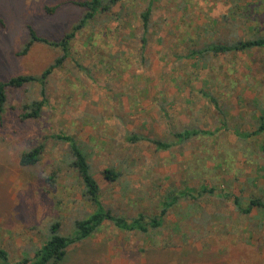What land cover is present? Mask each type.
Masks as SVG:
<instances>
[{
  "label": "rangeland",
  "instance_id": "obj_1",
  "mask_svg": "<svg viewBox=\"0 0 264 264\" xmlns=\"http://www.w3.org/2000/svg\"><path fill=\"white\" fill-rule=\"evenodd\" d=\"M80 1L86 0H0V81L39 75L53 63L62 51L43 42L21 52L32 31L61 40L85 13ZM258 1L115 0L77 34L68 58L49 76L39 118L22 114L26 103L42 98L40 84L7 89L0 244L12 263L33 255L56 221L67 235L95 210L72 166L71 142L60 138L69 136L87 153L102 201L116 214L152 216L167 193L195 190L157 229L123 231L106 222L59 264H264V211L239 212L235 200H264L259 140L236 134L253 131L264 113V48L186 56L230 34L233 24L224 17ZM150 5L145 34L141 14ZM254 16L261 20L241 21L234 33L248 38L257 26L264 35V7ZM186 129L214 134L180 141ZM131 135L142 139L133 142ZM151 139L173 145L158 150ZM39 144V162L22 165L20 155ZM110 167L121 173L115 182L105 179Z\"/></svg>",
  "mask_w": 264,
  "mask_h": 264
},
{
  "label": "trees",
  "instance_id": "obj_2",
  "mask_svg": "<svg viewBox=\"0 0 264 264\" xmlns=\"http://www.w3.org/2000/svg\"><path fill=\"white\" fill-rule=\"evenodd\" d=\"M115 0H86L76 2L77 5L85 8V13L81 19L67 32L61 40H50L48 38L37 35L35 31H32L31 37L24 46L21 54H26L35 42H43L55 48H60L62 53L58 56L53 63H51L41 74H20L11 77L9 80L0 81V121L3 118L7 103V89L20 88L28 84L38 83L41 85V99H33L26 103L23 108V119H37L41 116L43 108L47 102L45 84L49 76L58 68H60L65 60L68 58L72 42L76 38L77 34L93 20L100 12L107 10L110 4ZM260 7H264V0H259L254 6L246 4L241 11V14L232 11L231 14L224 17L227 23L233 24L230 28V34L221 36L218 42H206L202 47L196 46L186 56L188 58L203 59L209 55L227 54L231 52H252L255 49L264 48V35L259 34L260 27L250 26V30L254 33L248 37H242L234 33L235 26L238 23L245 25L247 20L260 21V16H254L256 11L260 12ZM50 10H54L51 8ZM153 9L150 5L147 10L141 14L142 27L145 34H149L151 28V18ZM240 15V16H239ZM242 21V22H241ZM3 20L0 17V23ZM256 31V32H255ZM234 33L235 37H232ZM144 42H147L146 37L143 38ZM209 93H207L208 95ZM216 102L215 98H213ZM183 133H185L183 138ZM211 131L199 130V129H186L184 132L178 134L180 141L187 140L193 136L198 135H213ZM236 134L241 140H249L250 138H256L259 140V151L264 158V113L259 117L256 128L253 131H242L236 129ZM60 138L70 141V150L72 155V166L77 170L81 180L83 197L88 200L95 210L84 218L77 219L75 221L74 230L67 235H63L59 232L61 222L56 221L51 225V231L48 238L44 243L34 251L33 255H26L21 261L12 263L10 261L9 251L0 244V264H59L66 258L69 248L72 245L83 243L84 241L93 238L105 225L106 222H111L117 228L123 231L140 230L148 232L150 229H157L164 222V217L168 214L169 210L174 207L180 200V198L188 197L195 189H187L180 191L179 194L167 193L164 199L161 201V211L155 215H148L144 212H140L137 216L129 219L123 215L114 213L111 209L106 208L101 198V186L91 169V164L85 150L72 141L69 136H60ZM131 141L141 140L139 135H131L129 137ZM158 150H168L172 147V143L163 141L160 139H151ZM43 144H39L27 151H24L20 155V163L22 165H34L37 164L41 158L43 152ZM105 179L110 182H115L121 176V173L114 167L106 168L104 171ZM236 205L239 212L249 213L255 207H259V211H264V200L261 197H252L249 199V203L244 205L243 200L239 197L236 199Z\"/></svg>",
  "mask_w": 264,
  "mask_h": 264
}]
</instances>
